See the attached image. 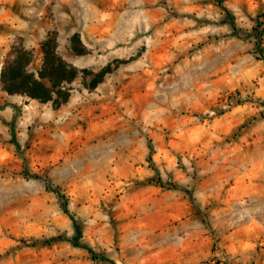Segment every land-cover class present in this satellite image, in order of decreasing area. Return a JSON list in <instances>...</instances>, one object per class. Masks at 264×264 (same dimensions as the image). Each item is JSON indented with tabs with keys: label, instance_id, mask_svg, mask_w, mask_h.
I'll return each instance as SVG.
<instances>
[{
	"label": "rangeland",
	"instance_id": "rangeland-1",
	"mask_svg": "<svg viewBox=\"0 0 264 264\" xmlns=\"http://www.w3.org/2000/svg\"><path fill=\"white\" fill-rule=\"evenodd\" d=\"M48 37L64 104L0 84V264H264V0H0V70Z\"/></svg>",
	"mask_w": 264,
	"mask_h": 264
},
{
	"label": "trees",
	"instance_id": "trees-1",
	"mask_svg": "<svg viewBox=\"0 0 264 264\" xmlns=\"http://www.w3.org/2000/svg\"><path fill=\"white\" fill-rule=\"evenodd\" d=\"M43 61L40 70L29 72L27 67L31 61V52L23 48L14 49L12 56H7L0 70V84L2 90L8 94H20L39 102H51L53 107L64 104L69 97V88L77 70L70 63L56 54L54 40L46 38L40 45ZM106 69L95 74L97 79L91 84V88L100 81L106 73ZM76 231L79 228L74 223ZM94 259L105 260L93 250H88Z\"/></svg>",
	"mask_w": 264,
	"mask_h": 264
},
{
	"label": "crops",
	"instance_id": "crops-1",
	"mask_svg": "<svg viewBox=\"0 0 264 264\" xmlns=\"http://www.w3.org/2000/svg\"><path fill=\"white\" fill-rule=\"evenodd\" d=\"M251 220L250 219H246V220H244V222H250ZM240 233L241 235H240V237H245L246 235L244 234V233H247V232H249V231H247L245 228H240V229H237V230H232V231H230V232H228L226 235L224 234L223 235V237H232V233ZM239 233L238 234H236V235H239ZM227 246H225V250L227 251Z\"/></svg>",
	"mask_w": 264,
	"mask_h": 264
}]
</instances>
